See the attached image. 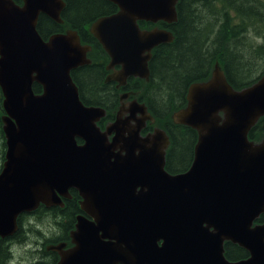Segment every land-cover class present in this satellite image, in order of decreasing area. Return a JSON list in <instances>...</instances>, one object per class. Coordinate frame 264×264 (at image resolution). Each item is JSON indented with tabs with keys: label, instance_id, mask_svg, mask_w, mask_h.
Masks as SVG:
<instances>
[{
	"label": "water",
	"instance_id": "95a60500",
	"mask_svg": "<svg viewBox=\"0 0 264 264\" xmlns=\"http://www.w3.org/2000/svg\"><path fill=\"white\" fill-rule=\"evenodd\" d=\"M108 1L118 10L90 25L109 57L106 69L117 67L105 81L119 87L129 77L148 79L151 50L173 34L141 28L138 21H176L178 0ZM64 6L65 0H0L6 147L0 236L13 234L18 216L40 203L63 206L74 188L83 211L70 232L74 245L46 246L59 254L57 264H264V223L255 222L264 213V137L248 138L264 116V74L234 89L216 66L209 79L188 87L186 106L173 118L196 129L198 139L188 169L169 173L166 132L153 128L141 136L153 120L144 103L133 98L128 108L120 105L102 129L98 121L106 109L81 100L71 70L90 63L91 47L78 32L69 28L47 39L38 33L39 15L62 23ZM33 82L42 86L40 93ZM125 109L130 115L123 118ZM225 241L248 257L228 259Z\"/></svg>",
	"mask_w": 264,
	"mask_h": 264
},
{
	"label": "trees",
	"instance_id": "16d2710c",
	"mask_svg": "<svg viewBox=\"0 0 264 264\" xmlns=\"http://www.w3.org/2000/svg\"><path fill=\"white\" fill-rule=\"evenodd\" d=\"M14 1L22 3V0ZM116 11L117 6L108 0H65L61 12L62 23L40 14L36 25L44 39L54 33L74 29L81 42L91 47L87 53L91 63L71 70V76L84 104L106 109V116L98 122L101 127L114 118L113 111L119 105L121 89L104 82L108 55L90 32V24L98 17ZM139 25L141 28L153 27L152 23L146 21H139ZM157 25L170 29L174 39L153 48L148 64L149 81H144L145 86L139 85V79H130L125 88L142 91L138 97L147 104L156 120L155 124L164 128L169 135L165 168L171 173H178L189 167L198 137L195 129L176 124L171 118L172 112L185 104L188 86L207 79L216 61H219L228 82L235 89L251 85L264 74V0H179L177 20L172 23L159 21ZM250 33L260 37L261 43L251 45L246 40ZM32 89L34 93H40L42 86L33 82ZM2 100L0 89V118L4 112ZM1 127L0 119V164L6 149ZM248 137L255 142L264 137V116L251 127ZM77 141L82 142L79 138ZM72 194L73 197L66 200L63 206L39 205L29 214L32 220L31 238L39 242L43 240L44 243L37 247L32 244L33 255L39 259L33 264H56L58 253L47 250L46 246L69 242L68 232L73 229L80 212L77 191L74 190ZM24 214H20L17 221L18 228L14 233L16 246H25L27 229L24 228ZM43 215L46 216V236L41 238L38 226ZM256 222L264 223V213ZM224 249L225 256L230 260L248 255L245 249L228 242L224 243Z\"/></svg>",
	"mask_w": 264,
	"mask_h": 264
},
{
	"label": "flooded vegetation",
	"instance_id": "af4514ba",
	"mask_svg": "<svg viewBox=\"0 0 264 264\" xmlns=\"http://www.w3.org/2000/svg\"><path fill=\"white\" fill-rule=\"evenodd\" d=\"M99 42V41H98ZM91 50V49H90ZM89 50V51H90ZM88 53V52H87ZM87 57H88V55H87ZM89 58V57H88ZM90 59V58H89ZM109 62V57H108V61H107V63ZM90 63H91V59H90ZM89 63V64H90ZM107 63L105 64V70L107 71V73H106V75H105V78H106V76H107V74H109V73H111L113 70H116V68L117 67H115L114 69H106V65H107ZM105 78H104V82H109V83H112L115 87V89L117 88V89H121L120 90V92H119V96H120V94L121 93H123V92H126V91H132V92H137L136 90L137 89H127V88H125L126 87V85L125 86H119V87H117L116 86V84H117V82L116 81H112V80H110V81H105ZM131 79V78H130ZM130 79H128V81H127V83L129 82V80ZM136 79H139L140 81H139V85L141 86V87H143V86H145V84H144V81H147L146 79H144V78H136ZM142 92V91H141ZM141 92H139V93H131V94H129V96H128V98L130 97V99H132L133 97H134V94H137V96H136V98L138 99V96H139V94L141 93ZM129 99V100H130ZM139 102H142V100H139ZM120 99H119V105H118V107H117V109L115 110V111H113V114H114V116L116 115V113H117V111H118V109H119V106H120ZM128 104H129V102H128ZM128 104H127V106L126 107H128ZM97 106H99V105H97ZM126 112V111H125ZM106 114H107V112H105V116H106ZM126 115H127V112H126ZM125 115V116H126ZM122 116H123V113H122ZM112 120V119H111ZM111 120H107V122H105L104 123V125H103V127H101L102 129L104 128V126L108 123V122H110ZM99 122V121H98ZM148 122H146V124H147ZM77 139L78 138H76V141H77ZM80 139V138H79ZM82 141V140H81ZM77 143H82V142H78L77 141ZM74 190H76V189H74V188H71V189H69V198H63V201H64V203L66 202V200H69L70 198H72L73 197V192H74ZM77 191V190H76ZM77 196H78V199H77V205H78V208L80 209V212H82V210H81V208H80V201H81V199H82V197L79 195V193H78V191H77ZM23 222H24V228L25 229H27V231H26V238H25V242H24V245H29V244H34V246L35 247H37V246H42L44 243H43V240H42V242L40 241H38V240H33L32 238H31V233H30V227H31V223H32V220H31V217H30V215L29 214H26L24 217H23ZM46 216L45 215H43V217H42V219H41V222L39 223V226H38V228H40V230H41V238H42V236L44 237V236H46V233H45V230H46ZM226 242H228V243H231V242H229V241H225V243ZM231 244H234V243H231ZM234 245H237V244H234ZM237 246H239V245H237ZM65 247H69V246H67V243H66V246ZM240 247V246H239ZM15 248H16V241H15V237H14V233L13 234H10V235H6V236H0V264H14V254H13V252H14V250H15ZM242 248V247H241ZM244 249V248H243ZM247 254H248V252H247ZM247 257H248V255H247ZM244 258H246V257H244ZM117 264H120V263H117Z\"/></svg>",
	"mask_w": 264,
	"mask_h": 264
},
{
	"label": "rangeland",
	"instance_id": "374dc122",
	"mask_svg": "<svg viewBox=\"0 0 264 264\" xmlns=\"http://www.w3.org/2000/svg\"><path fill=\"white\" fill-rule=\"evenodd\" d=\"M197 12V11H196ZM209 18V17H208ZM203 26V25H201ZM246 40H248V42L253 45L256 46L258 43H261L262 39L260 37L254 36L252 33H250L249 35H247ZM205 45V44H204ZM249 45V44H248ZM238 51V49L236 50ZM247 52V50H246ZM249 52V51H248ZM218 66L220 68V64L219 61H216L213 65V69ZM212 71V69H211ZM140 91H137L135 93H139ZM137 96V95H136ZM130 97L123 99L122 100V105L123 107L126 108L128 101H129ZM126 115V112H123V117ZM154 121L152 122L153 127H157L154 126ZM46 226V225H45ZM70 234V231L68 232V235ZM33 245L29 244V245H25V246H19L17 245L13 254H14V264H33L35 262H37L39 259L37 258L36 255H33ZM40 248V247H39Z\"/></svg>",
	"mask_w": 264,
	"mask_h": 264
},
{
	"label": "bare ground",
	"instance_id": "6f19581e",
	"mask_svg": "<svg viewBox=\"0 0 264 264\" xmlns=\"http://www.w3.org/2000/svg\"><path fill=\"white\" fill-rule=\"evenodd\" d=\"M137 94H134V96H136ZM130 104V103H129ZM129 104H128V106H129ZM126 108H128V107H126ZM125 111L127 112V115L126 116H129L130 115V112L127 110V109H125ZM218 114L221 116V117H223V113H222V111H219L218 112ZM140 112H136V114H135V117L136 118H138V117H140ZM126 116H124L123 118H125ZM136 124V121H135V119L134 118H132V119H129V125L130 126H132V125H135ZM147 135V133L144 135V136H146Z\"/></svg>",
	"mask_w": 264,
	"mask_h": 264
}]
</instances>
